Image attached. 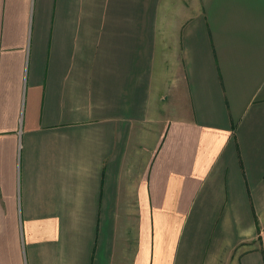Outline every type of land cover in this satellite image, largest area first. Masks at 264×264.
I'll return each instance as SVG.
<instances>
[{
  "label": "crops",
  "instance_id": "1",
  "mask_svg": "<svg viewBox=\"0 0 264 264\" xmlns=\"http://www.w3.org/2000/svg\"><path fill=\"white\" fill-rule=\"evenodd\" d=\"M0 264H264V0H0Z\"/></svg>",
  "mask_w": 264,
  "mask_h": 264
},
{
  "label": "rangeland",
  "instance_id": "2",
  "mask_svg": "<svg viewBox=\"0 0 264 264\" xmlns=\"http://www.w3.org/2000/svg\"><path fill=\"white\" fill-rule=\"evenodd\" d=\"M164 39L166 40L167 38H164ZM165 40H164V41H165ZM163 45H164V44H163Z\"/></svg>",
  "mask_w": 264,
  "mask_h": 264
}]
</instances>
